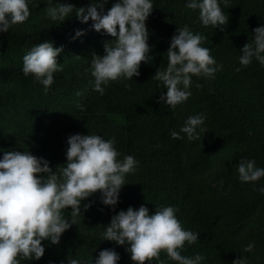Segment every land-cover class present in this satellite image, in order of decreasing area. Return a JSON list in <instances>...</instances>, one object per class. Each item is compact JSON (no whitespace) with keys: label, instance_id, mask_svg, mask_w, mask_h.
I'll use <instances>...</instances> for the list:
<instances>
[{"label":"trees","instance_id":"trees-1","mask_svg":"<svg viewBox=\"0 0 264 264\" xmlns=\"http://www.w3.org/2000/svg\"><path fill=\"white\" fill-rule=\"evenodd\" d=\"M115 2L104 4L105 14ZM152 2L145 23L154 59L141 63L138 77L110 81L103 95L93 91L91 60L93 54L102 57L104 43L113 38L92 30L91 20L82 24L73 12L64 22L52 21L46 13L49 0H30L27 21L0 33V158L10 150L29 151L56 171L67 162L68 138L91 134L114 138L119 160L131 155L139 162L134 173L126 174L115 210L101 203L99 192L93 194L81 201V216L58 245L44 240L42 258L21 259L20 264H68V259L95 264L104 249L116 251L117 264H133L129 245L102 241V233L113 215L142 205L150 214L157 207L177 208L183 228L199 233L195 244L185 243L184 256L200 254L201 264H232L241 258L264 264V195L254 190L264 187V177L243 183L237 171L242 158L264 168V66L255 59L247 68L239 64L242 47L253 40L252 30L264 26V0H229V7L221 2L229 20L218 27L203 26L199 10L186 7L188 0ZM55 3L78 9L87 8L90 0ZM185 25L208 38L201 46L223 69L214 78L193 76L191 97L172 108L158 103L167 90L152 78L158 68L166 69L171 37ZM76 30L85 34L75 37ZM45 41L63 49L56 58L63 70L53 74L47 92L22 71L24 55ZM200 113L206 117L203 131L196 129L200 139L189 140L183 133L182 139L171 138V131L179 132L189 116ZM64 216L71 222L70 208ZM249 244L254 247L245 252ZM147 264L177 262L161 252L159 260Z\"/></svg>","mask_w":264,"mask_h":264},{"label":"clouds","instance_id":"clouds-1","mask_svg":"<svg viewBox=\"0 0 264 264\" xmlns=\"http://www.w3.org/2000/svg\"><path fill=\"white\" fill-rule=\"evenodd\" d=\"M221 2L229 7V0H188L186 7L199 10L203 26L218 27L227 25L229 20ZM29 3L30 0H0V33L27 21L31 14ZM106 3L108 0H90L87 8L77 9L68 3L53 6L49 0L46 8L52 21L64 22L75 12L80 23L87 24L91 20L92 30L98 33L103 30L113 38L104 43L102 57L92 55L93 91L101 95L110 81L132 80L140 75L141 63L148 64L154 59L149 55V30L145 23L153 11L152 0H116L105 14ZM84 34L76 30L75 37ZM252 34V42L245 43L240 51L241 68H247L253 59L264 66V26L254 28ZM207 39L194 34L187 25L176 28L166 52L167 67L158 68L152 78L162 82L167 90L158 103L163 101L175 108L191 97L193 76L214 78L222 71L223 65L217 64L210 49L201 46ZM62 51L48 41L33 46L23 57V74L34 76L47 92L54 82L53 74L63 70L56 59ZM201 87L196 84L197 89ZM77 107L84 110L81 104ZM205 119L203 113L189 116L179 132H170L171 138L182 139L183 133L189 140L200 139L196 129L203 131L201 126ZM67 145V162L56 171L48 161L29 151L10 150L0 158V264L41 259L45 252L42 241L58 245L61 235L76 224V217L81 216V201L97 192L101 194V203L115 210L120 190L126 185V174L138 168L139 162L131 155L122 161L118 159L120 153L115 148L114 138L105 140L99 135L75 134L68 138ZM237 171L243 183L257 182L264 177V168L256 167L255 160L240 159ZM254 190L264 195V187ZM91 206L89 203L83 207L87 211ZM69 208L71 222L64 216V210ZM177 211V208L166 206L157 207L154 214H150L143 205L135 210L129 207L111 217L102 233V241L114 242L117 246L129 245L126 251L133 264L159 260L161 252L177 264H201L202 255L187 257L181 254L185 243L192 245L198 241L199 233L185 230L177 218ZM253 247L254 244H249L244 251L249 252ZM119 259L114 249H104L99 252L95 264H117ZM68 264L81 262L68 259ZM232 264H247V259H235Z\"/></svg>","mask_w":264,"mask_h":264}]
</instances>
